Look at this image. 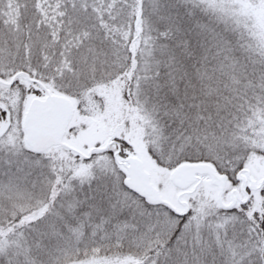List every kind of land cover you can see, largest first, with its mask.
<instances>
[{"label":"snow or ice","instance_id":"snow-or-ice-1","mask_svg":"<svg viewBox=\"0 0 264 264\" xmlns=\"http://www.w3.org/2000/svg\"><path fill=\"white\" fill-rule=\"evenodd\" d=\"M0 264H264V0H0Z\"/></svg>","mask_w":264,"mask_h":264}]
</instances>
